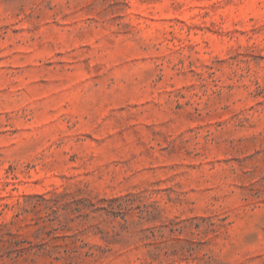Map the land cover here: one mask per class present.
Segmentation results:
<instances>
[{
    "label": "rangeland",
    "instance_id": "1",
    "mask_svg": "<svg viewBox=\"0 0 264 264\" xmlns=\"http://www.w3.org/2000/svg\"><path fill=\"white\" fill-rule=\"evenodd\" d=\"M0 264H264V0H0Z\"/></svg>",
    "mask_w": 264,
    "mask_h": 264
}]
</instances>
